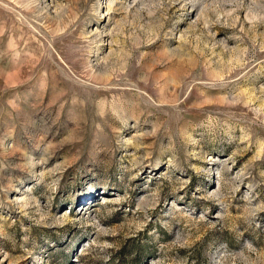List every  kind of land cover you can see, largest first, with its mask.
Returning <instances> with one entry per match:
<instances>
[{
	"label": "rangeland",
	"instance_id": "obj_1",
	"mask_svg": "<svg viewBox=\"0 0 264 264\" xmlns=\"http://www.w3.org/2000/svg\"><path fill=\"white\" fill-rule=\"evenodd\" d=\"M0 264H264V0H0Z\"/></svg>",
	"mask_w": 264,
	"mask_h": 264
}]
</instances>
